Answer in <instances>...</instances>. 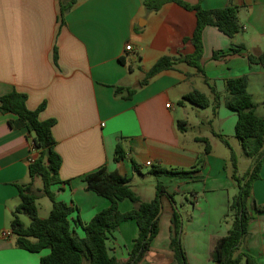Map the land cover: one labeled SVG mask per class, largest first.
<instances>
[{"label":"crops","instance_id":"0c3cea01","mask_svg":"<svg viewBox=\"0 0 264 264\" xmlns=\"http://www.w3.org/2000/svg\"><path fill=\"white\" fill-rule=\"evenodd\" d=\"M69 1L0 0V96L13 90L24 93L29 110L45 104L41 121H56L52 132L62 158L56 196L76 209L70 218L72 230L84 237L75 220L79 217L87 224L110 206L109 200L88 191L84 181L105 166L127 176L145 202L155 198L158 182L172 196L162 198L158 234L138 264H175L170 246L175 208L182 216L181 242L188 264H215L212 254L233 225L229 204L238 191L231 178V151L240 176L253 167L235 135L237 114L226 106V85L232 78L247 76L256 113L264 118V66L248 60L249 55L264 53V0H183L205 10L237 6L243 30L229 38L216 27H206L205 75L177 62L144 87L138 85L159 59L194 54L188 39L196 29V13L176 2L155 11L143 0H76L62 25L61 5ZM241 45L245 49L232 54ZM117 87L137 91L128 99L126 91L116 93ZM195 90L211 102L213 92L218 94L216 113L212 106L203 109L182 102ZM179 122L185 123L184 131ZM202 139L211 147L207 155ZM118 145L127 156L116 163ZM203 155L204 164L193 177L150 173L154 165L190 170ZM37 156L26 126L16 116L0 112V264H40L49 253L27 252L16 245L13 235L3 237L11 232L13 212L20 203L17 185L30 182V159ZM254 203L263 210L251 208L241 250L264 264V163L252 187L250 206ZM118 207L127 213L138 206L124 200ZM138 233L134 220L120 224L107 240L110 256L127 262Z\"/></svg>","mask_w":264,"mask_h":264},{"label":"trees","instance_id":"16d2710c","mask_svg":"<svg viewBox=\"0 0 264 264\" xmlns=\"http://www.w3.org/2000/svg\"><path fill=\"white\" fill-rule=\"evenodd\" d=\"M143 1L148 10L155 11L167 2H176L196 13L197 25L192 38L188 39L195 47L194 54L180 58L163 57L159 59L147 72L138 87L146 86L152 78L163 71L172 69L177 62H184L205 75L202 65L204 29L209 26L216 27L229 38L235 37L243 30L237 6L205 10L199 4L190 5L183 0ZM75 3L76 0H70L61 5L60 24H64L65 16ZM244 49L245 47L241 45L231 51L232 54H238ZM216 55L214 54V57ZM248 60L250 65L264 66V53L259 56L249 55ZM54 61L57 62L56 50ZM226 90V106L237 114L236 138L240 141L245 156L253 160V167L245 176H240L236 154L231 151V178L238 189L229 204V214L233 217V225L228 234L217 242L212 259L215 264H241L243 261L246 264H258L255 257L241 249L248 236V226L252 219L251 208L258 211L263 210L256 203L250 206V200L253 184L260 178L261 167L264 163V118L256 113V105L248 92L247 76L228 80ZM125 91L127 93L125 98L130 99L136 93L137 88H116L118 95ZM213 94L214 98L211 102L205 94L195 90L186 94L182 102L203 109L212 106L213 112L216 113L219 97L216 92ZM26 103L27 95L16 90L0 96V112L4 115L16 116L26 126L32 146L38 152V156L29 165L30 182L17 185L20 203L13 212L10 226L16 245L30 253H41L48 250V255L41 258L40 264H84V261L88 264H138L141 262L150 250L151 243L159 231L162 198L166 195L172 198L168 194L166 186L158 182L155 198L145 202L132 190L130 179L117 171L111 172L104 166L88 174L84 178L86 189L109 200L110 206L95 215L87 224H84L78 217L75 223L85 233L84 237H79L72 230L70 220L76 209L59 201L56 196V187L62 183L59 175L62 158L56 151V140L52 132L56 121L54 119L46 121L39 119V114L45 109V104L32 111L28 109ZM184 125V122H179L178 127L181 131H184ZM200 141L205 143L204 155L209 154L211 147L208 140ZM223 141L229 146L226 140L223 139ZM204 155L190 170L168 169L154 165L151 167L150 173L155 176L193 177L199 173L203 166ZM126 156L122 146L118 145L115 162L123 161ZM132 165L134 171H140L137 163L133 161ZM38 180L42 181V189L35 186ZM43 196L49 198L52 203L50 214L45 219L40 218L37 205L38 200ZM124 200H130L138 207L130 212L122 213L118 206ZM22 215H26L30 219L28 226L21 219ZM128 220H134L137 223L139 233L134 240L129 260L122 263L110 256L107 240L120 224ZM171 223L170 246L175 253V264H188L181 242L182 216L177 208L174 209Z\"/></svg>","mask_w":264,"mask_h":264},{"label":"rangeland","instance_id":"374dc122","mask_svg":"<svg viewBox=\"0 0 264 264\" xmlns=\"http://www.w3.org/2000/svg\"><path fill=\"white\" fill-rule=\"evenodd\" d=\"M35 186L39 187L38 189H42L43 187L42 181L38 180ZM37 205H38L39 215L41 217H44L43 219L47 218L50 214L49 211L51 205L49 198H47L46 196L41 197ZM21 219L27 226L30 224V219L26 215H22ZM84 264H88V263L84 261Z\"/></svg>","mask_w":264,"mask_h":264},{"label":"built area","instance_id":"2783aa9c","mask_svg":"<svg viewBox=\"0 0 264 264\" xmlns=\"http://www.w3.org/2000/svg\"><path fill=\"white\" fill-rule=\"evenodd\" d=\"M132 49V47L130 46V45H128L127 47H126V50L127 51H130ZM170 105H167V107H169ZM34 161V158H31L30 159V163H32ZM147 165L148 166H151V163H147ZM12 235V232H4L3 233V237H5V238H8V237H10Z\"/></svg>","mask_w":264,"mask_h":264},{"label":"water","instance_id":"95a60500","mask_svg":"<svg viewBox=\"0 0 264 264\" xmlns=\"http://www.w3.org/2000/svg\"><path fill=\"white\" fill-rule=\"evenodd\" d=\"M161 212H162V209H161V211H160V214H161Z\"/></svg>","mask_w":264,"mask_h":264}]
</instances>
